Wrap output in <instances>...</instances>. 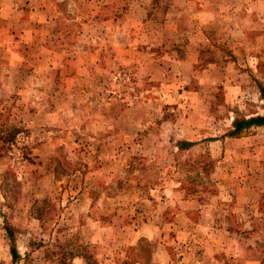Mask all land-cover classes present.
I'll list each match as a JSON object with an SVG mask.
<instances>
[{
    "label": "rangeland",
    "instance_id": "rangeland-1",
    "mask_svg": "<svg viewBox=\"0 0 264 264\" xmlns=\"http://www.w3.org/2000/svg\"><path fill=\"white\" fill-rule=\"evenodd\" d=\"M257 115L264 0H0V264H264Z\"/></svg>",
    "mask_w": 264,
    "mask_h": 264
},
{
    "label": "trees",
    "instance_id": "trees-1",
    "mask_svg": "<svg viewBox=\"0 0 264 264\" xmlns=\"http://www.w3.org/2000/svg\"><path fill=\"white\" fill-rule=\"evenodd\" d=\"M233 126H234V130L232 131V133H237L240 130L251 127V126H264V115L252 116L247 119L234 120ZM185 144L186 142L181 143V145H185ZM10 237H11V234H10ZM10 252H11L12 258L15 259V257H17V251L15 247L11 246Z\"/></svg>",
    "mask_w": 264,
    "mask_h": 264
}]
</instances>
